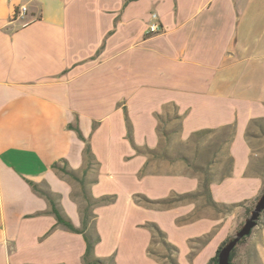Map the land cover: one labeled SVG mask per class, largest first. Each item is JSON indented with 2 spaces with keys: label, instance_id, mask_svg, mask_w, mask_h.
<instances>
[{
  "label": "crops",
  "instance_id": "obj_1",
  "mask_svg": "<svg viewBox=\"0 0 264 264\" xmlns=\"http://www.w3.org/2000/svg\"><path fill=\"white\" fill-rule=\"evenodd\" d=\"M259 118L264 0H0V264H84L52 202L81 228L88 198L105 264H164L155 227L208 264L264 191ZM229 128L222 176L174 151ZM241 247L234 264H264V213Z\"/></svg>",
  "mask_w": 264,
  "mask_h": 264
},
{
  "label": "rangeland",
  "instance_id": "obj_2",
  "mask_svg": "<svg viewBox=\"0 0 264 264\" xmlns=\"http://www.w3.org/2000/svg\"><path fill=\"white\" fill-rule=\"evenodd\" d=\"M175 128L176 125L173 126L171 130ZM232 134H233V129L231 128L222 129L218 131L209 130L208 132L199 134L195 139L188 142L187 146L182 145L180 143L176 144L174 151L177 150L180 151L181 153L182 152L186 153L189 162H192V164L194 163V161L199 163L197 164L199 166H196V168H201V167L203 168V166L207 167L209 165H214V169H216L217 167V172H218L217 175L222 176V174H224V172H226L232 164L231 158L229 156L222 157V152H221L224 143L231 139ZM248 139L252 143L254 154H256L254 155V158L257 159V164L259 165V167H261V169H263V173H264V120L261 121L259 124H255L254 122L252 123V125L248 130ZM256 201L250 203L249 207L251 208V210L255 206ZM107 213L108 214L106 215V217L109 216L111 217L112 214L110 212ZM249 213L250 212L243 213V216L236 225V229L233 234H235L242 227ZM107 226L110 228L112 226L108 218L107 221L105 222L106 230H107ZM118 230L119 231L125 230L128 233L129 231H134L132 228V221H127L125 227H122L121 229L118 228ZM111 240L113 239L111 238ZM243 240H241V242ZM166 242H167L166 238L161 237L155 231L154 238L152 241V246L150 247V255L154 256L157 260L162 261L164 264H174L172 260L177 264H179L178 251L170 249L166 245ZM241 242L237 245L238 248L235 257L238 256V254L241 252V248H242ZM192 256H193L192 254L188 255V258L191 260ZM139 262L141 263V260ZM235 264H239V263L235 262Z\"/></svg>",
  "mask_w": 264,
  "mask_h": 264
},
{
  "label": "trees",
  "instance_id": "obj_3",
  "mask_svg": "<svg viewBox=\"0 0 264 264\" xmlns=\"http://www.w3.org/2000/svg\"><path fill=\"white\" fill-rule=\"evenodd\" d=\"M99 52L100 51H98V54H99ZM159 118H160V122H161L162 121L161 116ZM177 118H181V117L177 116ZM263 120H264V118H259L257 120H254L253 122L255 124H259ZM160 129H161V126H160ZM162 129H163V127H162ZM208 131L209 130L202 131V132H198L196 134L199 135V134H202V133H205V132H208ZM79 135H80L81 138H83L80 130H79ZM85 154H86V156L91 155V148H90L89 144H87V147H86V150H85ZM84 192H86L85 189H84ZM102 200H103L102 202H109L111 199L103 198ZM97 203L98 202L93 200L92 198H88V205L85 207L84 212H83L82 227L81 228H77V227H75L73 225V223L69 219H66L61 214V212L58 210V208L52 202V210H53L54 214L56 215V218H57L58 222L63 224L64 226H66V228H68L70 231H72L74 233H81V234L84 235V238H85L86 243H87V249H86V253L84 255V264H105L104 260H102L100 258H96L94 256V248H95V245L100 241V236L98 234H95V236H93L91 231H90V229H92V230L95 229V223L92 222L90 219H91V217H94V215L92 214V210H93L94 205L97 204ZM250 210H251L250 207L247 208L246 213L250 212ZM155 230H156V233H158V235H160L161 237H165V234L160 229L155 227ZM227 241H225L224 243L221 244V246L219 247L216 255L213 258L210 259L208 264H218V254H219L220 250L222 249V247L227 243ZM166 245L172 250H177V248L175 246H173L171 243H169L168 241L166 242ZM237 248L238 247L236 246V248L231 253V256H230V263L231 264H234L233 260H234L235 255H236ZM172 262L174 264H177L173 260H172Z\"/></svg>",
  "mask_w": 264,
  "mask_h": 264
},
{
  "label": "water",
  "instance_id": "obj_4",
  "mask_svg": "<svg viewBox=\"0 0 264 264\" xmlns=\"http://www.w3.org/2000/svg\"><path fill=\"white\" fill-rule=\"evenodd\" d=\"M264 213V191L257 199L255 206L245 219L242 227L229 238L218 254V264H231L230 256L232 251L244 238L251 235L252 230L258 225L261 215Z\"/></svg>",
  "mask_w": 264,
  "mask_h": 264
},
{
  "label": "built area",
  "instance_id": "obj_5",
  "mask_svg": "<svg viewBox=\"0 0 264 264\" xmlns=\"http://www.w3.org/2000/svg\"><path fill=\"white\" fill-rule=\"evenodd\" d=\"M27 8L24 6L21 8L20 15L24 16L26 13ZM153 21L149 24L148 27V34H159L162 32V26L158 21V15L156 13L152 14Z\"/></svg>",
  "mask_w": 264,
  "mask_h": 264
}]
</instances>
